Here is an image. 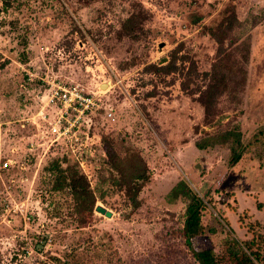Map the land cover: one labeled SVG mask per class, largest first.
<instances>
[{"label":"rangeland","instance_id":"obj_1","mask_svg":"<svg viewBox=\"0 0 264 264\" xmlns=\"http://www.w3.org/2000/svg\"><path fill=\"white\" fill-rule=\"evenodd\" d=\"M7 1H0V264H199L194 254L205 250L216 264H262L249 261L242 242L264 256V0ZM136 13L130 37L124 22ZM232 14L237 23L224 34ZM217 61L228 87L206 121L199 99ZM169 63L172 73L151 67ZM73 86L101 95L84 176L91 209L59 180L76 167L39 138L49 91ZM233 127L244 152L231 167L228 145L208 139ZM123 174L142 177L136 209ZM180 181L204 204L188 244L187 201L167 197Z\"/></svg>","mask_w":264,"mask_h":264},{"label":"trees","instance_id":"obj_2","mask_svg":"<svg viewBox=\"0 0 264 264\" xmlns=\"http://www.w3.org/2000/svg\"><path fill=\"white\" fill-rule=\"evenodd\" d=\"M2 3L7 4V0H0ZM140 14L136 13L134 15H131L129 18H127L124 22V26L127 28V36L134 37V34L136 32V28L138 27V24L140 23ZM237 23V20L232 14L230 19L226 20V26L225 30L222 32L226 34V31H231L233 29L234 23ZM138 30V29H137ZM216 38V41L219 44V50L218 55H223V47H222V40L217 35L213 34ZM155 70L163 71L165 73H172L173 70H175V65L173 63H169L163 67H154ZM224 65L221 61H217L210 71V73L206 74L209 78V84L207 85L205 91L202 93L201 98L199 99L200 104L204 108V116L207 119L206 121H209L212 117V114H214L215 109V103L216 99L221 96L225 90L228 87V84L226 82V75L224 71ZM244 81V78H243ZM242 81V82H243ZM241 132L238 127H233L230 130H227L225 132H222L218 136L209 137L208 141H211V138L213 140L219 141L221 144H227L230 150V157H229V166L236 165L240 160L244 152V146L241 141ZM206 144L208 142L206 141ZM206 144L203 143H196L195 146L197 149L202 150L206 146ZM75 166V165H74ZM76 167V166H75ZM78 170L73 172L71 175H60L59 180H62L64 183L67 182L68 187L71 189L73 194H76V196H79L80 194H83L85 198H88V200L91 199V201L88 202V200L84 201L89 204V209L92 207V193L90 192L88 188V184L86 182V179L83 175V173L76 167ZM62 173V172H61ZM133 177V176H132ZM132 177L123 174L122 180L123 185L125 186V196L127 197L130 205L132 208L136 209L140 205V201L138 199V193L141 189V185H137L135 183V180L142 179L141 176L135 177L136 179H133ZM90 197V199H89ZM169 199L182 197L187 201L186 206V219L184 223V236L187 239L190 236V232L194 226H197L200 224V208L203 204L202 199H199L189 188L188 186L183 182H178L169 192L168 196ZM198 202V205L194 206V201ZM188 244V239H187ZM244 245L245 250L248 253L249 261L253 259L256 262H262L264 264V256L261 257L260 250L255 249L253 245V241L250 242H242ZM196 260L199 262V264H216L215 258L212 255L211 250H205L200 251L198 253L194 254ZM251 258V259H250ZM251 264L252 261H251Z\"/></svg>","mask_w":264,"mask_h":264},{"label":"built area","instance_id":"obj_3","mask_svg":"<svg viewBox=\"0 0 264 264\" xmlns=\"http://www.w3.org/2000/svg\"><path fill=\"white\" fill-rule=\"evenodd\" d=\"M110 83V82H109ZM101 95L98 93H84L83 89L73 86L57 88L49 91L45 107L41 112L42 126L40 139L44 145L59 147L61 153L70 159L86 178H90L86 167L87 158L93 156L91 149L94 134L90 132V115L100 108ZM107 120H114V111L105 114ZM91 134V135H90ZM95 156V155H94ZM11 165L7 160L3 168Z\"/></svg>","mask_w":264,"mask_h":264},{"label":"water","instance_id":"obj_4","mask_svg":"<svg viewBox=\"0 0 264 264\" xmlns=\"http://www.w3.org/2000/svg\"><path fill=\"white\" fill-rule=\"evenodd\" d=\"M107 85H102L101 86V88H104V87H106ZM96 211L97 212H99V213H101V214H104L106 217H111V213L109 212V211H107V210H105L103 207H101V206H97L96 207Z\"/></svg>","mask_w":264,"mask_h":264}]
</instances>
